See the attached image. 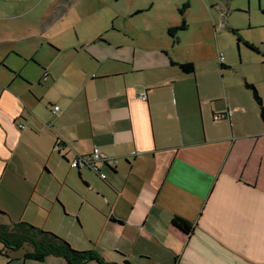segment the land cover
I'll return each mask as SVG.
<instances>
[{"label":"crops","instance_id":"obj_1","mask_svg":"<svg viewBox=\"0 0 264 264\" xmlns=\"http://www.w3.org/2000/svg\"><path fill=\"white\" fill-rule=\"evenodd\" d=\"M181 22L128 36L135 27L115 26L118 38L78 34L66 46L51 38L55 57L36 60L37 74L19 67L25 53L0 51V196L63 209L73 228L102 234L88 241L116 252L101 256L107 263L253 264L248 251L264 247V123L245 84L264 101V49L246 40V59L233 64L220 53L218 63L204 44L169 35ZM174 62L192 63L194 74ZM95 148L114 161L98 164L106 181L71 166ZM175 216L193 234L176 228ZM27 251L0 243V264H67L35 262Z\"/></svg>","mask_w":264,"mask_h":264},{"label":"rangeland","instance_id":"obj_2","mask_svg":"<svg viewBox=\"0 0 264 264\" xmlns=\"http://www.w3.org/2000/svg\"><path fill=\"white\" fill-rule=\"evenodd\" d=\"M186 4L189 9L181 15L179 10ZM260 6L263 8L264 0H0V25L3 26L0 51L20 50L25 53L27 59H16L19 67L28 69L27 73L37 74L36 67L40 64L36 60L55 57L54 48L47 43L51 38L61 46H66L68 41L72 45L78 39V34L83 38L103 32L104 37L118 38L115 26L122 28L124 25H128L129 29L131 26L135 28L122 35H142L145 26L185 17L190 25L189 31L182 33L185 41L204 44L206 51L211 57H216L218 63L222 53L234 64L236 59H246L244 41L252 40L264 49V15L259 10ZM144 7L147 9L132 15L136 8ZM239 38L242 40L240 43ZM40 44L43 46L40 47ZM193 47L188 55L197 53V47ZM225 47H229L228 53ZM248 52L255 55L250 49ZM68 55L73 56V52L71 54L66 50L64 56ZM14 58L16 56L12 55L8 61H15ZM13 223H27L62 239L69 235L72 243H68L75 250H92L100 257L117 258L116 252L103 242L100 245L90 244L89 239L97 240L102 234L96 231L82 233L79 228H73V220L65 216L63 209L52 214L38 210L32 204L27 205L18 196L12 199L0 196V225ZM19 255L16 253L14 256ZM247 259L253 264L264 261V247L248 251ZM57 261L51 258L42 264H58ZM133 263L141 264L136 260Z\"/></svg>","mask_w":264,"mask_h":264},{"label":"trees","instance_id":"obj_3","mask_svg":"<svg viewBox=\"0 0 264 264\" xmlns=\"http://www.w3.org/2000/svg\"><path fill=\"white\" fill-rule=\"evenodd\" d=\"M188 9V4L183 5L179 13L184 15V11ZM261 13L264 15L263 8H261ZM187 29L188 24L184 17L182 18L181 24L178 27L170 28L168 33L172 38L177 39L179 32L187 31ZM233 32L237 33L235 30H233ZM241 41L242 40L239 38L238 42L240 43ZM245 45L251 51L258 53L255 47L247 43H245ZM173 65L178 66L185 74H194L195 72V67L192 63L178 64L174 62ZM245 87L253 94L254 100L259 108L260 117L264 123V101L261 95L253 84L246 83ZM172 223L176 228L187 235H191L194 232V226L180 217L175 216ZM38 234L41 235L39 236ZM40 237L42 240H38ZM0 243L8 250H20L29 246L31 251L25 252L24 258L35 262H43L46 258L54 256L62 258L67 264H88L90 262H95L97 264H114L107 263L93 251L81 252L75 250L66 240L57 235L39 231L27 223L0 225Z\"/></svg>","mask_w":264,"mask_h":264},{"label":"built area","instance_id":"obj_4","mask_svg":"<svg viewBox=\"0 0 264 264\" xmlns=\"http://www.w3.org/2000/svg\"><path fill=\"white\" fill-rule=\"evenodd\" d=\"M225 57L221 54L220 55V61L224 62ZM47 76V74L45 75ZM143 101H146L147 99V94L144 92L141 97H140ZM59 108L56 107L54 108V113L58 112ZM222 117L217 116L215 117L216 120H220ZM54 151L61 154L63 151V146L61 145H57L54 148ZM99 163H103L106 165H113L114 161H111L110 159L106 158L98 148H95L92 152V154L89 157H81L79 159H77L76 161H74L72 163V168H83V167H88L90 170L94 171L96 174L99 175L100 179L103 181L107 180V175L105 173H102L100 171V168L98 167Z\"/></svg>","mask_w":264,"mask_h":264},{"label":"water","instance_id":"obj_5","mask_svg":"<svg viewBox=\"0 0 264 264\" xmlns=\"http://www.w3.org/2000/svg\"><path fill=\"white\" fill-rule=\"evenodd\" d=\"M65 147H63V151H64Z\"/></svg>","mask_w":264,"mask_h":264}]
</instances>
